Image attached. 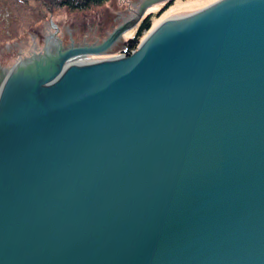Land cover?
Wrapping results in <instances>:
<instances>
[{"label":"water","instance_id":"95a60500","mask_svg":"<svg viewBox=\"0 0 264 264\" xmlns=\"http://www.w3.org/2000/svg\"><path fill=\"white\" fill-rule=\"evenodd\" d=\"M0 43V264H264V0L153 4Z\"/></svg>","mask_w":264,"mask_h":264},{"label":"trees","instance_id":"16d2710c","mask_svg":"<svg viewBox=\"0 0 264 264\" xmlns=\"http://www.w3.org/2000/svg\"><path fill=\"white\" fill-rule=\"evenodd\" d=\"M108 1L110 0H0V11L4 15L3 19L0 18V29L17 32L12 37H19L24 31L33 27L40 29L50 12L57 7L65 8L70 12H80L101 7ZM50 6H54L52 10ZM151 27V17L147 16L141 22L136 36L126 42L122 53L131 55L141 43L144 33L150 31ZM6 40L5 34L0 35V43Z\"/></svg>","mask_w":264,"mask_h":264},{"label":"rangeland","instance_id":"374dc122","mask_svg":"<svg viewBox=\"0 0 264 264\" xmlns=\"http://www.w3.org/2000/svg\"><path fill=\"white\" fill-rule=\"evenodd\" d=\"M138 0H110L108 1L105 5L101 6V7H94L90 10L87 11H78V12H70L68 10H66L65 8H61V7H57L55 9L52 10V6H50V10H52L47 18V20L43 23V26L40 29H35V27L31 28L30 30H26L24 31L21 35H25V34H29L35 31H39L63 22H67L85 15H89V14H93V13H97V12H101V11H105V10H109V9H113V8H118V7H122L128 4H131L133 2H136ZM165 0H161L160 2L153 4L151 7H149L147 9V11L145 12V14L143 15V17L141 18V20L132 28L126 29L123 33H122V40L114 47H111L108 49V51L103 54V55H99V56H87V62H91V61H99L102 59H108V58H113V57H117L119 55H126L124 53H122L123 48L125 49V45L126 42L130 39H133L138 31V28L141 24V22L143 21V18L147 17V15L149 16V13L151 12H156L157 9L161 6V4L164 2ZM216 0H175V2L169 6L165 12L161 15H153L150 14L149 17H151V21H152V29L153 30L158 24H160L163 20L167 19L169 16H171L172 14H176V13H180L183 11H187L193 8H197L203 5H207L210 3L215 2ZM160 4V5H159ZM165 4V3H163ZM163 6V5H162ZM3 14L0 11V18L3 19ZM1 25V24H0ZM150 30V31H151ZM145 32L143 39L148 35V33L150 32ZM5 34L7 36V38H13L12 35H16L17 32H11V31H7V29H0V35ZM20 35V36H21ZM10 36V37H9ZM142 39V40H143ZM81 59H79V61L75 60L74 62H80Z\"/></svg>","mask_w":264,"mask_h":264},{"label":"flooded vegetation","instance_id":"af4514ba","mask_svg":"<svg viewBox=\"0 0 264 264\" xmlns=\"http://www.w3.org/2000/svg\"><path fill=\"white\" fill-rule=\"evenodd\" d=\"M174 2H175V0H165L163 2L165 4L162 3L161 6L157 9V11L156 12L149 13V16H150V14L158 15V16L161 15V14H163L165 12V10L169 6H171ZM123 50H125V49L123 48ZM10 78H11V73L3 70L2 68H0V90L2 89L3 85H6L8 83V81L10 80Z\"/></svg>","mask_w":264,"mask_h":264},{"label":"bare ground","instance_id":"6f19581e","mask_svg":"<svg viewBox=\"0 0 264 264\" xmlns=\"http://www.w3.org/2000/svg\"><path fill=\"white\" fill-rule=\"evenodd\" d=\"M76 60H77V59H76ZM77 61H79V60H77ZM81 62H87V60L83 59V60H81Z\"/></svg>","mask_w":264,"mask_h":264}]
</instances>
